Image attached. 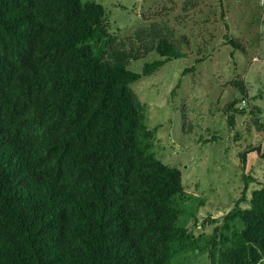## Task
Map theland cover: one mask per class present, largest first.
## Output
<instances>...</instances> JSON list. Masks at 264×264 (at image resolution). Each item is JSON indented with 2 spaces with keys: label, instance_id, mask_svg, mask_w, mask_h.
Here are the masks:
<instances>
[{
  "label": "trees",
  "instance_id": "obj_1",
  "mask_svg": "<svg viewBox=\"0 0 264 264\" xmlns=\"http://www.w3.org/2000/svg\"><path fill=\"white\" fill-rule=\"evenodd\" d=\"M106 17L93 1L0 0V264H182L198 252L208 264H264V181L246 199L243 176L222 224L195 235L182 173L156 156L130 89L186 57L189 38L161 17L119 38ZM151 52L160 60L127 68ZM231 86L247 97L243 81ZM239 102L223 108L230 127ZM250 152L264 157L249 147L244 166Z\"/></svg>",
  "mask_w": 264,
  "mask_h": 264
},
{
  "label": "rangeland",
  "instance_id": "obj_2",
  "mask_svg": "<svg viewBox=\"0 0 264 264\" xmlns=\"http://www.w3.org/2000/svg\"><path fill=\"white\" fill-rule=\"evenodd\" d=\"M81 1L101 4L109 32L119 38H130L137 29L159 22V17L177 35L189 38L186 57L167 61L131 83L130 89L145 105L147 127L155 132L156 156L182 173L191 196L188 209L199 222L195 235H210L241 198L243 176L250 178L246 199L264 181V157L250 152L245 166L242 162L249 147L259 146L264 154V129L251 115V109L258 108L257 120L264 124V9L259 5L264 0H202L201 12L193 15L191 0ZM225 39L240 40L245 51L225 45ZM157 60L160 57L151 52L127 68L141 73L145 64ZM236 79L243 81L247 97L231 86ZM244 98L246 110L233 113L235 126L230 127L223 108ZM179 261L208 264L205 252L187 253Z\"/></svg>",
  "mask_w": 264,
  "mask_h": 264
},
{
  "label": "crops",
  "instance_id": "obj_3",
  "mask_svg": "<svg viewBox=\"0 0 264 264\" xmlns=\"http://www.w3.org/2000/svg\"><path fill=\"white\" fill-rule=\"evenodd\" d=\"M193 1H195L196 2V4L194 5L195 7H193V8H191V15H193L192 13L193 12H201V9H202V7H203V5H204V3H202V0H200V3L198 2L199 0H193ZM260 6H261V8L262 9H264V5L263 4H261V2H260V4H259ZM262 15H264V11H263V14ZM193 17V16H192ZM264 17V16H263ZM261 20H262V18H261ZM262 28L264 29V22H262ZM256 60H257V58H256ZM256 60H254V61H256ZM253 61V60H252Z\"/></svg>",
  "mask_w": 264,
  "mask_h": 264
},
{
  "label": "built area",
  "instance_id": "obj_4",
  "mask_svg": "<svg viewBox=\"0 0 264 264\" xmlns=\"http://www.w3.org/2000/svg\"><path fill=\"white\" fill-rule=\"evenodd\" d=\"M261 4L264 5V1H261ZM252 60H253V61L256 60V57H254ZM246 107H247V101H246V99L244 98V99H242V100L239 102V104H238V108H239V109H242V108H246Z\"/></svg>",
  "mask_w": 264,
  "mask_h": 264
}]
</instances>
